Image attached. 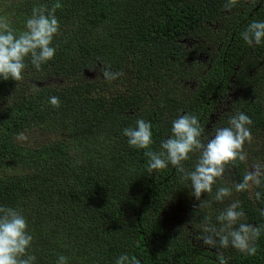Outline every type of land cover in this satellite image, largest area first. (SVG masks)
<instances>
[{"label": "trees", "instance_id": "16d2710c", "mask_svg": "<svg viewBox=\"0 0 264 264\" xmlns=\"http://www.w3.org/2000/svg\"><path fill=\"white\" fill-rule=\"evenodd\" d=\"M59 2L54 58L40 69L26 58L25 91L24 78L0 79V206L26 217L35 264H57L61 255L68 264H116L122 254L140 264H219L218 249L200 237L216 225L220 187L232 190L243 222L262 228L255 255L231 246L220 251L228 264H264V176L251 191L237 192L246 175L237 160L197 201L177 166L149 172L147 150L123 135L144 119L152 125L150 148L159 152L180 115H196L205 135L208 124L216 125L214 133L243 112L264 155V41L249 45L241 36L264 21V0H235L231 7L230 0ZM54 3L0 0V17L19 34L35 5ZM197 35L210 41L209 57L200 46L185 48L182 41ZM194 56L208 60L189 77L185 62ZM175 78L194 81L192 90L179 93L170 83ZM53 96L60 107L50 104ZM224 103L223 120L215 122ZM33 126L54 139L19 145L16 138ZM198 156L183 167L194 170Z\"/></svg>", "mask_w": 264, "mask_h": 264}, {"label": "clouds", "instance_id": "9594fccd", "mask_svg": "<svg viewBox=\"0 0 264 264\" xmlns=\"http://www.w3.org/2000/svg\"><path fill=\"white\" fill-rule=\"evenodd\" d=\"M235 0H230L226 7H231ZM63 5L56 0L51 8L46 5H35L32 15L26 20L25 30L19 34L11 27L6 18L0 17V79L20 81L24 78L27 67L25 60L30 57L31 64L40 69L41 65L52 60L56 49L53 39L60 32V24L55 13ZM249 45H259L264 41V21H254L241 33ZM108 75V73H105ZM53 107H60L59 97H50ZM251 118L238 112L228 121V126L216 128L211 138H206L199 119L193 114L180 115L172 121L171 136L162 141V151H152V125L144 119L136 121V127H126L123 135L128 144L138 149H146L148 171L162 170L171 163L183 173V179L191 182L193 196L197 201L203 193H211L218 178H222L226 166L237 160L244 161V145L251 140ZM199 153L194 170H186L182 162L190 159L192 154ZM264 172L257 166L248 172L243 181L234 185L237 192L249 188L250 182L259 186ZM232 195L227 187L217 189L214 199L223 202ZM260 198V193H256ZM238 202L228 205L216 217L217 225H209L206 233L200 237L203 245L218 249L219 264H228L220 249L230 246L241 253L255 255V241L262 228L243 222L245 213L237 210ZM238 224V227L236 225ZM33 237L28 231L26 217L17 209L0 206V264H35V255L29 254ZM57 264H68L67 257L61 255ZM116 264H140L132 256L120 255Z\"/></svg>", "mask_w": 264, "mask_h": 264}, {"label": "rangeland", "instance_id": "374dc122", "mask_svg": "<svg viewBox=\"0 0 264 264\" xmlns=\"http://www.w3.org/2000/svg\"><path fill=\"white\" fill-rule=\"evenodd\" d=\"M202 40H206V43H204ZM184 43L185 48H196L197 46H200V50L202 51V53L206 56L209 57L211 49L209 51V45H210V41L208 39H206L205 37H201L200 35H197L195 38H192L191 40H184L182 41ZM208 59H204L202 60L200 57H198V59L196 60V57L194 56V58H186V72L189 74V77L191 76L193 70L197 71L199 69V67L202 64H206V61ZM203 67V66H201ZM92 75H94L93 73H91L90 75H88V77L90 78ZM187 80L183 79V78H175L174 80L170 81V83H172L173 88L177 89V91H179V93H183V94H188L189 91L192 90L193 88V82H189V78H186ZM28 82V78L25 77L23 80V83L21 85V91H25L26 87H25V83ZM62 83V81H55V80H47L46 84H53V85H60ZM172 94H175V92H171ZM225 107V103L221 104L218 108H215L214 111V118H215V122H221L223 120V112H225V110H223ZM228 121H224L221 122L220 126H218L217 128L220 127H226L228 126ZM216 125L212 123L207 125V131L205 133V135H214V133H212V129L215 128ZM211 136L209 138H211ZM54 137L50 134H48L47 132L43 131L41 129L40 126H33L32 128H30L29 130H24L17 138H16V142L21 145V146H30V147H34V146H38L39 144H43L46 142H49L51 140H53ZM244 151L246 153V159L243 161L244 162V170L245 173L247 174L250 171H253L257 166L261 169L262 172H264V155L262 154V149L256 145V141L254 140H250V141H246L245 145H244ZM224 176H226L224 174ZM227 177V176H226ZM226 177H224V179H226ZM224 179H222V185L225 186V184L227 183L226 181H224ZM218 180V179H217ZM253 185L251 182L249 184V191H251V189L253 188ZM233 196V195H232ZM235 200L233 198L230 197L229 202H227L226 200H224V202H220V206H215L213 209L218 212L220 214L221 211H223L228 205L234 203ZM212 208V207H211ZM216 225L219 226V222L216 221ZM236 227H238V224L236 225Z\"/></svg>", "mask_w": 264, "mask_h": 264}]
</instances>
